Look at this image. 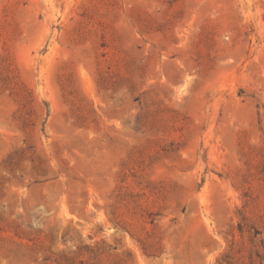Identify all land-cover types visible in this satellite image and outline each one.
<instances>
[{
    "label": "rangeland",
    "instance_id": "rangeland-1",
    "mask_svg": "<svg viewBox=\"0 0 264 264\" xmlns=\"http://www.w3.org/2000/svg\"><path fill=\"white\" fill-rule=\"evenodd\" d=\"M0 264H264V0H0Z\"/></svg>",
    "mask_w": 264,
    "mask_h": 264
}]
</instances>
